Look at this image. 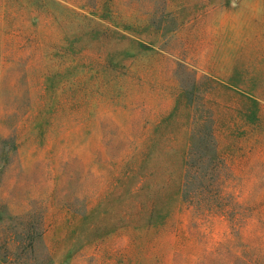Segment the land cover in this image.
Here are the masks:
<instances>
[{"label": "rangeland", "instance_id": "374dc122", "mask_svg": "<svg viewBox=\"0 0 264 264\" xmlns=\"http://www.w3.org/2000/svg\"><path fill=\"white\" fill-rule=\"evenodd\" d=\"M0 264H264V0H0Z\"/></svg>", "mask_w": 264, "mask_h": 264}, {"label": "trees", "instance_id": "16d2710c", "mask_svg": "<svg viewBox=\"0 0 264 264\" xmlns=\"http://www.w3.org/2000/svg\"><path fill=\"white\" fill-rule=\"evenodd\" d=\"M239 92V91H238ZM238 142V141H237ZM239 143V142H238ZM237 143V144H238ZM211 147L214 151H220V150H222V152L224 151V149L225 148H223V146H222V144H221V142H220V140L219 141H217V139L216 140H214V141H212L211 143H210V145H208V147ZM143 208L144 209H142L143 210V215L145 216V223H144V226L145 227H156V225H158L159 223L154 219L156 216H155V213L153 214V205H145L144 203H143ZM163 225V224H162Z\"/></svg>", "mask_w": 264, "mask_h": 264}]
</instances>
